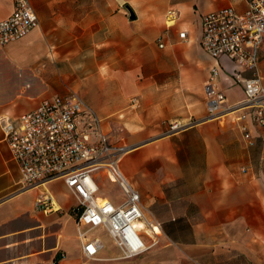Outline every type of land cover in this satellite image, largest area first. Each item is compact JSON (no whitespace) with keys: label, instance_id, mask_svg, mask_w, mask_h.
<instances>
[{"label":"crops","instance_id":"1","mask_svg":"<svg viewBox=\"0 0 264 264\" xmlns=\"http://www.w3.org/2000/svg\"><path fill=\"white\" fill-rule=\"evenodd\" d=\"M29 3L37 26L0 46V116L14 121L41 99L76 93L99 117L108 142L129 147L119 170L162 236L130 259H114L111 241L107 253L103 245L97 259H84L72 196L61 180L18 191L19 167L0 129V264H264V127L247 120V144L238 112L203 119L202 86L215 60L199 45L200 16L226 6L241 12L246 0ZM168 8L179 17L165 32ZM11 12L12 0H0V20ZM262 50L257 72L264 85ZM217 63L232 104L243 95L233 74H251L224 56ZM175 121L193 123L165 133ZM44 191L58 210H34Z\"/></svg>","mask_w":264,"mask_h":264},{"label":"built area","instance_id":"2","mask_svg":"<svg viewBox=\"0 0 264 264\" xmlns=\"http://www.w3.org/2000/svg\"><path fill=\"white\" fill-rule=\"evenodd\" d=\"M178 17L179 12L175 8L165 10V32ZM37 23L29 0H12V12L0 20V46L22 38ZM199 23V45L215 60L202 86L203 119H216L238 112L239 130L247 144H251L246 121L264 127V85L257 72L261 48L264 54V0H246L241 12L226 6L203 13ZM185 37L184 30L177 32L179 40ZM157 46L162 47V42ZM221 56L251 74L249 77L233 74L243 95L232 104H226L219 86L217 59ZM192 123L172 122L165 133ZM0 129L19 167L18 191L61 180L72 196L74 203L70 214L84 259H97V253L103 248L101 240L90 234L96 228L102 229L117 249L118 255L114 259H130L159 244L162 236L159 222L141 203L138 192L118 167L120 157L129 147L108 142L101 130L99 117L76 93L70 91L41 99L34 108L20 114L14 121L0 116ZM97 173L117 186L119 201L112 203L96 198ZM33 208L45 213L58 210L53 196L47 191L34 198ZM61 257L63 254L59 253Z\"/></svg>","mask_w":264,"mask_h":264},{"label":"rangeland","instance_id":"3","mask_svg":"<svg viewBox=\"0 0 264 264\" xmlns=\"http://www.w3.org/2000/svg\"><path fill=\"white\" fill-rule=\"evenodd\" d=\"M95 181H96L97 186H98V191L95 194L96 198H104L106 200H109L112 203L119 201L120 191L118 190V188L115 184L110 183L105 178H99V177H97ZM90 234L99 236V238L101 239V241L104 245L103 250H104V252L107 253L109 250L108 243L110 241L108 239L107 235L100 228L94 229Z\"/></svg>","mask_w":264,"mask_h":264},{"label":"water","instance_id":"4","mask_svg":"<svg viewBox=\"0 0 264 264\" xmlns=\"http://www.w3.org/2000/svg\"><path fill=\"white\" fill-rule=\"evenodd\" d=\"M127 14H128V19H133L134 16L132 14V12L130 10L127 11Z\"/></svg>","mask_w":264,"mask_h":264},{"label":"bare ground","instance_id":"5","mask_svg":"<svg viewBox=\"0 0 264 264\" xmlns=\"http://www.w3.org/2000/svg\"><path fill=\"white\" fill-rule=\"evenodd\" d=\"M155 230H157V231H158V229H157V228H155Z\"/></svg>","mask_w":264,"mask_h":264}]
</instances>
